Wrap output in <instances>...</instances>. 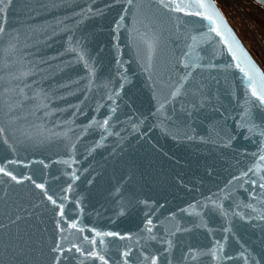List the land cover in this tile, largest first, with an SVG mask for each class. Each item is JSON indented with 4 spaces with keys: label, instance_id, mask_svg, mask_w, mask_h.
I'll return each instance as SVG.
<instances>
[{
    "label": "snow or ice",
    "instance_id": "1",
    "mask_svg": "<svg viewBox=\"0 0 264 264\" xmlns=\"http://www.w3.org/2000/svg\"><path fill=\"white\" fill-rule=\"evenodd\" d=\"M118 2L120 11L112 28L116 35L112 38L119 42L122 35L119 29L124 27L127 28L128 41L140 40L146 47V63L141 65V70L147 75L154 101L147 115L143 112L139 116L129 115L120 111L117 101L121 99L124 84L121 81L118 88L110 86L111 81L101 77L97 66L100 49L92 46L90 35L82 31L85 21L103 16L104 10H111L113 4L106 0H99V3L97 0H20L19 4L16 0H0V145L13 156H18L22 149L28 147L52 142L62 144L68 158L56 163L71 169L78 163L74 153L77 142L82 138L92 136L90 146L85 149L91 156L97 149L104 148L110 137L123 140L127 132L129 135L141 134L139 138L142 139L156 128L165 133L175 129L173 138L183 135L189 141L199 139L208 143L205 135L197 133V127L208 125L211 129L209 135L214 134L219 140L226 141L220 145L222 148L232 146L241 138L255 145L254 151L248 153L245 150L253 163L247 168L237 169L236 174L229 173L230 179L223 187L217 186L216 192L210 191L207 196L201 193L203 204L193 199L191 204L178 207L175 212L167 210V216H164L167 201L161 204L158 200L150 203L149 200L129 199V207L143 205L148 209L135 234L102 230L95 225L80 223L79 215L74 219L69 216L63 201L69 199L65 193L73 190V183L67 184L58 200L50 194L44 182H38L32 175H17L0 166V174L16 184L31 182L39 190L41 203L47 201L52 205L54 215L50 219L54 228L47 236L50 264H198L202 257H206L210 264H238L236 255L226 248L230 236L240 245L242 251L238 254L244 257V264H248L249 257L255 264H264V224L261 225V251L257 254L260 258L256 259L231 228L221 227V236L218 237L204 219L208 212L229 219L230 209L248 208L256 215L232 211L231 217L264 222V73L239 44L222 13L208 0ZM179 14L199 17L207 24L190 25ZM172 21H175V32L167 37L172 60L167 75L161 73L154 79L156 43L165 32V25ZM203 28L207 31L200 30ZM197 31L199 35H191V43H188L189 35ZM212 34L219 37V44L231 57V61L223 64L225 70L234 65L242 74L237 78H242L247 99L240 115L253 121L252 109H256L259 122L242 123L234 119L231 100L227 105L221 103L219 87L213 93L209 79L214 80L217 86L220 81L215 76L206 77L202 70L216 69L218 62L215 59L209 62L208 57L223 58L224 53L222 48L213 44ZM57 38V54L46 56L45 50L51 49L50 42H57ZM201 44L204 47H199ZM125 46L131 47V43ZM116 47L119 48L120 43ZM135 51L139 56L138 45ZM65 56L71 59L65 60ZM57 60L62 67L52 71L53 62ZM165 89L168 90L167 95L161 96ZM121 115L124 119L120 118ZM81 118L86 122H79ZM145 128L147 132H144ZM28 163L18 158L5 160V164H23L25 167ZM39 163L48 167L43 160ZM67 175L72 181L80 179L77 171H69ZM214 175V170L208 173L209 178ZM87 183L92 184L93 180L89 179ZM180 183L187 188L183 180ZM188 190L200 191L195 185ZM116 191L119 193L120 190ZM192 207L201 208L202 214L199 222L185 227V214ZM75 208L83 212L79 197L75 199ZM20 219L17 215L16 220ZM37 220L43 223L39 215ZM169 221L174 222V230L169 227ZM32 227L28 225V228ZM202 227L210 237L206 246H193L178 235ZM42 231L47 233L48 230ZM34 235L35 232L21 233L18 229L16 235L8 236L6 249L13 241L16 243L12 244V257L6 264H26V253L42 254L29 246ZM20 256H25V260L21 261Z\"/></svg>",
    "mask_w": 264,
    "mask_h": 264
},
{
    "label": "water",
    "instance_id": "2",
    "mask_svg": "<svg viewBox=\"0 0 264 264\" xmlns=\"http://www.w3.org/2000/svg\"><path fill=\"white\" fill-rule=\"evenodd\" d=\"M255 1L264 6L261 0ZM97 2L99 3V0ZM106 2L114 5L112 9L104 10L103 16L85 21L82 31L90 35L92 46H98L100 49L97 66L101 77L111 81L110 86L118 88L121 81L124 84L120 92L121 99L117 101L120 111L129 115L139 116L141 112L147 115L150 105L154 101L151 99L152 89L149 87L147 75L141 70V65L146 63V47L140 40H136L134 43L128 41L127 28L124 27L119 29L122 34L119 42L112 38L116 35L112 32V28L120 8L118 0H106ZM208 2L214 4L216 9L222 13L214 0H208ZM16 3L19 4L20 0H16ZM179 15L190 25L207 24L199 17ZM222 15L239 44L260 72L264 73L223 13ZM200 30L207 31L206 28ZM172 32H175V21L165 25V32L156 43L153 57L154 79L161 73L167 75V69L172 60L167 37ZM191 35L198 36L199 31L189 35L188 43H191ZM212 36L213 44L222 48L224 53L223 58L208 57L209 62L213 59L218 62L216 69L202 70L206 77L215 76L220 81L217 86L214 80L209 79L208 83L211 85L213 93H216L217 87H219L221 103L227 105L231 100L234 119H239L242 123L259 122V112L256 109H252L253 121H249L247 116L240 115L243 112L244 100L247 99L244 96L246 89L242 78H237L242 74L235 69L234 65L225 70L223 64L231 61V57L227 54V49L219 44V37H216L215 34ZM50 43H52V47L45 50L46 56H55L59 48V38H57V42ZM117 43H120L119 48L116 47ZM130 43L131 47L125 46ZM137 45L140 48L139 56L135 51ZM40 47L43 48L44 45H40ZM199 47H204V45L201 44ZM184 50L186 51L187 48ZM64 59H71V57L65 56ZM118 60L120 62H117ZM58 67H62L59 60L53 62L52 71L57 70ZM167 91V89L163 90L160 95L166 96ZM120 118L124 119L122 115ZM79 122L86 121L81 118ZM232 127H235L234 123ZM147 131L145 128L144 132ZM210 132L211 129L208 125L197 127L198 135H205L209 140L208 143H203L199 139L189 141L183 135L173 138L175 129H169L165 133L161 128H156L142 139L139 138L141 134L129 135L126 132L125 139L110 137L105 142V147L97 149L91 156L85 150L90 146L92 140V136H89L77 142L74 156L78 163L71 169L62 163H56L57 160L62 161L68 158L62 144L52 142L28 147L22 149L18 156H13L4 146L0 145V166L7 167L17 175H32L38 182H44L50 194L58 200L67 184L73 183V190L70 193H65L69 199L63 201L69 216L74 219L76 215H79L80 223L89 226L95 225L102 230L129 231L135 234L141 224L144 212L148 209L143 205L129 207V199L133 201L149 200L150 203L158 200L161 204H165L167 201L164 212V216H167V210L175 212L178 207L183 208L186 204H191L193 199L203 204L201 193L207 196L210 191L216 192L217 186L223 187L224 183L230 179L229 173L236 174L237 169L251 166L253 161L251 156L245 153V150L250 153L255 150L256 146L249 140L237 139L232 146L222 148L220 145L226 141L219 140L214 134L209 135ZM211 141H215V143ZM16 158L25 161V163L29 161L32 163H28L27 167L23 164H5L6 159ZM40 160H43L48 167L45 168L43 164H40ZM213 170L215 175L209 178L208 173ZM69 171H77L80 179L72 181L67 175ZM89 179L93 180L92 184L87 183ZM201 179H203V185H201ZM181 180L184 181L187 188L181 185ZM193 185L200 191H189L188 189H191ZM116 189L120 190L119 193ZM38 193L39 190L35 189L31 182L25 181L16 184L0 174V225H5V227H0V264H6V261L12 257V244L16 242L13 241L12 244H9L8 249L5 248V244L8 243V236L16 235L18 229L21 233L24 231L35 232L29 246L37 248L42 253L40 255L26 253L28 257L26 264H50L47 236L51 235L54 228L50 219L54 213L51 211V204L47 201L41 203L42 197ZM77 197L82 202L83 212L75 208ZM244 199L247 202L246 196ZM34 204H38L39 207H32ZM232 211L256 215L248 208H234L229 210V219H224L215 212H208L204 219L207 221L208 227L213 229L218 237L221 236L219 231L221 227L231 228L252 256L259 259L257 254L261 251V225L264 222L259 220L244 221L239 217L232 218ZM30 212L31 215H29ZM200 214H202L201 208H188L183 221L184 226L188 227L194 222H199ZM17 215L21 217L18 221L16 220ZM37 215L42 218L43 223L37 220ZM177 215L179 216V214ZM160 218L163 219V217ZM10 220L15 223H10ZM29 224L33 227L28 228ZM173 224V221H169V227L172 230H174ZM43 229H47V233L42 231ZM70 231L74 232L75 230ZM178 235L193 246L203 247L210 241L208 232L203 227L194 228L191 233ZM108 239L110 238H106V240ZM226 248L236 255L238 264H244V257L238 254L242 249L236 243L235 238L230 236L226 242ZM19 259L24 261L25 256H20ZM198 264H210V261L206 257H202ZM248 264H255L252 257H249Z\"/></svg>",
    "mask_w": 264,
    "mask_h": 264
},
{
    "label": "rangeland",
    "instance_id": "3",
    "mask_svg": "<svg viewBox=\"0 0 264 264\" xmlns=\"http://www.w3.org/2000/svg\"><path fill=\"white\" fill-rule=\"evenodd\" d=\"M264 71V6L255 0H214Z\"/></svg>",
    "mask_w": 264,
    "mask_h": 264
}]
</instances>
